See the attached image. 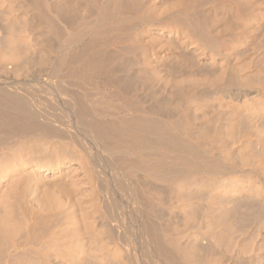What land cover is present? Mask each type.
<instances>
[{
	"label": "bare ground",
	"instance_id": "6f19581e",
	"mask_svg": "<svg viewBox=\"0 0 264 264\" xmlns=\"http://www.w3.org/2000/svg\"><path fill=\"white\" fill-rule=\"evenodd\" d=\"M245 2L0 0V264H264Z\"/></svg>",
	"mask_w": 264,
	"mask_h": 264
},
{
	"label": "rangeland",
	"instance_id": "374dc122",
	"mask_svg": "<svg viewBox=\"0 0 264 264\" xmlns=\"http://www.w3.org/2000/svg\"><path fill=\"white\" fill-rule=\"evenodd\" d=\"M156 1L158 3V0H156ZM163 1L165 2L167 0H163ZM238 1H239V3H240V1H241V3L243 1L245 2V0H238ZM250 1H252V0L246 1L245 4L247 2L249 3ZM253 1L255 2V0H253ZM256 1L258 2V4H257V2H255L256 3L255 5L260 6L259 9L260 10L263 9V11H264V1L263 0H261V1L256 0ZM159 2H160V0H159ZM252 19L253 20H250V22L247 21V23H249V25L247 24V26L248 27H251V28H249L250 31L253 30V33L254 32L257 33V35H256V33L253 34V36L256 37V39L258 40L259 37L260 38L262 37L261 36L262 34L264 36V14L263 15L261 14L260 16H258L257 20L255 18H252ZM251 33H252V31H251ZM258 34H261V35L259 36ZM254 37H252L253 38L252 39L253 41L251 40V43L249 42V44H248L249 46H247V47H244V46L238 47L236 49L234 55H235V58H236V56L238 58L240 56V54L241 55L244 54L243 53L244 52V49L246 50L245 51V54H247L248 53L247 51L250 50L249 49V47H250L251 48V51H249V53H250L251 57L249 59H247L246 62H244V65L249 66V67H254L256 65V68L259 67L258 70H260V69L262 70V68H263V71H264V46L261 49H259V47H256L257 44L254 43V42H256L257 40L255 39L256 41H254ZM252 42L254 43V45H252L253 44ZM173 47H176V45H174ZM256 48H258V50ZM175 49H177V53L181 56V62H177L174 59H170L169 61L164 62L163 64H161L159 66V71L160 72H158V74L160 76H162L164 79H166V78H173L175 80L187 81V82H189L190 80L203 81L205 79H208V78L212 77V74H211V71H212V68L211 67L212 66H211V64H208V63H198V61H200L202 59V57H200V58L196 57L195 58L192 54H189V53L186 54L185 51H184V54H182L183 52H180V50H178V47L175 48ZM263 76H264V74H262L260 76V79L263 80L264 79ZM260 79L259 80L256 79V80H258L257 81L258 83H262V81ZM263 84H264V82H263ZM245 128H246L245 131H244L243 128L240 129V131L242 130L240 132L242 135H244L243 132L246 133V131H247L246 135L248 134V132H249V134L253 132V130L252 131H249L251 129L250 127H249L250 129L247 128V127H245ZM247 129H249V130H247ZM242 135L240 136V139H241V137L244 138V136H245V135L244 136H242ZM236 136H238L236 138L237 139V142H238L240 140V139H238L239 138V135L237 134ZM253 138H255V137H253ZM236 139H234V141Z\"/></svg>",
	"mask_w": 264,
	"mask_h": 264
}]
</instances>
